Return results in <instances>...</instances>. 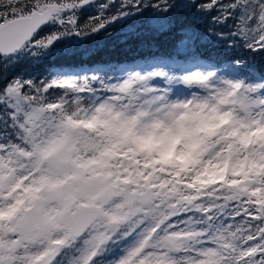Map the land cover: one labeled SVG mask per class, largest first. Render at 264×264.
Listing matches in <instances>:
<instances>
[{
  "label": "snow or ice",
  "instance_id": "1",
  "mask_svg": "<svg viewBox=\"0 0 264 264\" xmlns=\"http://www.w3.org/2000/svg\"><path fill=\"white\" fill-rule=\"evenodd\" d=\"M166 34L167 59L8 74ZM238 53L264 59V0H0V264H264V64Z\"/></svg>",
  "mask_w": 264,
  "mask_h": 264
},
{
  "label": "trees",
  "instance_id": "2",
  "mask_svg": "<svg viewBox=\"0 0 264 264\" xmlns=\"http://www.w3.org/2000/svg\"><path fill=\"white\" fill-rule=\"evenodd\" d=\"M99 2V0H98ZM97 12V9L93 6H88L83 9L79 14V23L84 24L88 21L90 16H94ZM120 26L118 25L115 29H110V31L116 33L119 30ZM127 30V28H125ZM152 45L149 47L147 45L140 47L136 45H126L120 43L117 39L106 40L103 35H98L93 38L89 43L95 49L96 55L92 57L90 60H73L68 61L64 58H50L49 60L38 64V65H30V64H21L17 65L12 69H9V77L16 75L18 73H24L26 75H38L45 76L49 73V71H58L60 70L58 65H69V64H84V68H69L65 67L64 71H87L91 65L101 63H117L123 62L125 66H129L132 61L140 60L139 63H144L145 61L141 58L152 59V54L154 52L164 54V58H168L169 54L172 53L173 48L176 43V39L178 37H174L173 35L166 34L164 36H160L158 38H147ZM201 47L199 51L202 53L204 58H211V61H220L223 62L225 60H229L234 55L229 49H226L223 44L219 41L216 42H207L205 40L200 41ZM240 55H244L246 58L254 60V62L259 66L264 64V59L260 56L251 57L249 54L238 53ZM185 60L183 57L179 58V61ZM175 67V66H173Z\"/></svg>",
  "mask_w": 264,
  "mask_h": 264
},
{
  "label": "rangeland",
  "instance_id": "3",
  "mask_svg": "<svg viewBox=\"0 0 264 264\" xmlns=\"http://www.w3.org/2000/svg\"><path fill=\"white\" fill-rule=\"evenodd\" d=\"M135 63H138V62H135ZM133 64V63H132ZM174 65V64H173Z\"/></svg>",
  "mask_w": 264,
  "mask_h": 264
}]
</instances>
